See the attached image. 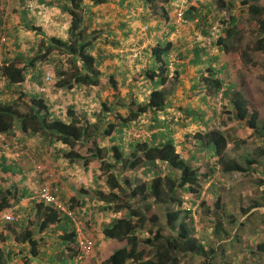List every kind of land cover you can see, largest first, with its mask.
Segmentation results:
<instances>
[{
    "label": "crops",
    "instance_id": "crops-1",
    "mask_svg": "<svg viewBox=\"0 0 264 264\" xmlns=\"http://www.w3.org/2000/svg\"><path fill=\"white\" fill-rule=\"evenodd\" d=\"M16 1L9 0L7 2L5 0V4L2 5L5 10L0 12V23L4 25L6 38L5 43L0 44V68L12 61L19 66H28V74L25 75L26 79L22 83L11 86L13 93L9 91L7 95L1 96L0 94V102L3 100L5 102L10 96L15 98L24 95V101L29 104L27 111H30L34 104L32 98L42 97L48 106L49 114L41 110L40 116L47 120L55 117L66 120V111L71 108L81 119L79 123L81 126L87 124L91 129L98 130L96 135L100 138L99 144L102 142L100 146L117 144L123 147L127 154L129 152L128 144L136 142L139 138L148 143H158L163 140L164 135H170L184 159L199 165L202 159L209 156L206 149L199 148V145L195 143L194 135L203 132L206 128L216 126L225 129L228 122L222 120L221 113L214 104L212 108L209 105L207 108L201 106L194 112V109L199 107L197 101L194 103L195 97L194 100L183 104L177 101L179 97L173 96V90L177 88L176 85L179 82L174 78L167 89L169 101L164 110L148 111L132 121H126V117L133 100L136 103L147 101L149 94L156 87L157 77H163L159 71L160 67L165 65L163 68L169 69L167 75V79H169V74L173 75L170 72L171 66L192 62V51L196 47L209 51V46H211V50L207 51L208 54L210 52L216 54L218 48L216 47L214 50L211 40L203 35V32H210L213 24L219 26L221 24L220 19L216 16L225 12H218L217 2L214 3L217 0H183L184 13L187 11L190 15L184 17L185 20L182 24H177L173 19L176 0L174 5L171 2L169 6L159 0L151 3L143 0H82L80 29L86 37L84 42L89 40L92 43L87 52L96 61L95 66L98 74L93 76L96 82L93 84L75 83L71 88L50 83L43 92L39 88L44 84L45 73L51 72L52 76L57 74L58 67L52 57L55 55V58L63 60L67 56L73 58V54H70L63 45L58 46L60 49L55 50L58 43L52 41V38L62 42L69 39L70 14L63 10L65 0H18L19 3ZM233 4L234 12H236V8L240 11V4L245 3L242 0H233ZM28 10L32 12H28ZM198 13L203 14V20L199 19ZM235 14L237 20L234 24L237 23L239 17L238 12ZM229 18L226 19L228 22ZM142 19L146 20L148 25H141L140 20ZM228 24L226 23L227 26ZM222 27L219 29L221 34L224 33ZM167 43L170 45L171 52L167 55V59L165 57L166 62L161 63L162 60L158 61L154 58L151 48ZM40 44L45 46L41 52L48 50V53H46L44 61L38 60L34 66L30 67L29 59L24 57L25 53H28V56L36 54L35 51L40 48ZM186 49L189 50L188 56L179 57L177 52ZM65 53L67 56H63ZM74 56L73 59L79 64L77 55ZM201 58L204 60L203 56ZM221 58L225 60L223 54ZM184 66L186 70L187 65ZM153 69L156 72L154 79L148 75ZM190 69L192 70L191 81L196 82L200 79L198 70L201 67L191 64ZM206 75L205 72L203 76L206 77ZM195 76H197V80L194 79ZM0 80L5 84L6 81L1 74ZM179 80L181 82L180 76ZM167 83H169L168 80L157 86L166 89ZM172 83L175 84L171 87ZM5 89L3 87L1 91L7 92ZM200 90L198 91L200 92ZM15 91L18 92L17 95ZM201 95H205L207 99L211 96L205 94L204 90ZM3 97L5 98L3 99ZM218 99L219 103L223 102L221 96ZM172 102L176 104L171 105ZM224 102L226 103V101ZM18 109L22 112L25 111L21 107ZM109 123L113 124V130L110 134L104 135V130L108 128ZM19 126L20 119L17 118L14 135L0 134V192L8 189L17 197L15 204L0 211V213L15 215L17 220L14 231L8 230L7 223H0V245L6 252H11V259L7 264H74V258L70 257L71 252L63 240L66 236L65 232L71 230L70 222L62 219L59 223L50 224L43 230L38 228L41 218L37 216L35 197L40 183L37 181L38 175L34 169L32 158L38 156L43 169L48 174L45 180L50 183L52 190L59 198L65 201H69L71 198L79 200V205L73 207L80 212L76 222L80 224L85 235H90L95 240L97 248H101L107 241L103 233L101 230L100 233L92 232L94 226L85 229L82 224L88 225L94 221V224L99 228L105 221L110 220H105L98 214L101 213L99 211L101 201L97 200L95 194L101 188H96L95 179L98 180L97 175L101 173L100 160L97 158L89 160L87 168L83 166L82 159L70 163L63 156L64 152H68L65 145L55 141L49 142L42 134L23 133ZM137 130H142V134H135ZM83 143L84 145L92 144L91 139L83 141ZM182 150H187L185 156ZM75 152L84 157L83 159H86L90 154V152L83 154L79 150ZM144 167V170L143 168L125 169L118 162L115 165V172L120 181L125 178H129V180L135 178V181L139 182L144 180V177L146 180L152 177L149 174L153 170H149L150 167L147 165ZM161 167L163 168L164 164H157L155 171L164 175L165 172ZM257 173L259 177L260 174H264V170L259 169ZM98 183L101 182L98 181ZM256 183L258 182L256 181ZM208 184L210 186L211 182ZM227 186V190L233 189L232 186ZM213 189V185L208 188V190ZM262 189L264 190V187ZM248 197L249 195L242 196L240 192H237L231 200H235L237 203H249ZM258 202L263 205L259 211H262L264 217V198ZM110 216L113 218L117 214L113 213ZM248 216L252 217L253 223H257L255 214H248L246 217ZM29 218L33 219L34 223H30ZM250 222L249 220L248 223ZM26 226L32 232L33 239L37 241L38 254L35 257L30 255L28 242L19 243L15 240L16 233H20ZM2 236L7 238L5 242H2ZM120 243L124 244V242ZM259 255L264 257V253H259ZM23 256L29 260L22 261ZM48 257L53 258L49 260ZM89 260H87V264L90 262Z\"/></svg>",
    "mask_w": 264,
    "mask_h": 264
},
{
    "label": "trees",
    "instance_id": "trees-1",
    "mask_svg": "<svg viewBox=\"0 0 264 264\" xmlns=\"http://www.w3.org/2000/svg\"><path fill=\"white\" fill-rule=\"evenodd\" d=\"M143 1L151 3L156 0ZM159 1L168 6L171 2H173L174 5L175 2V0ZM242 1L245 4H240V12H246L248 14V17L255 23L256 30L254 31L255 33L253 32V42L250 46H246V48L241 51L240 56L243 62L255 64L256 62L251 52L264 54V0ZM216 2L219 8L218 12H230L228 13L230 17V24L228 27L230 28L226 27L223 34L204 31L203 35L210 38L212 47L226 45L227 48H218L216 54H211V52L208 54V50L196 47L192 51V62L186 64H193L201 67V69L198 70L199 80H201V86L198 87V90L201 89L200 94H203V90L207 91V93L205 91V94L211 93L213 95L221 92V100H223V102L226 101L227 113L231 115L229 120H235L237 123L250 129L251 132L249 135L258 138L261 144L257 148H254L252 152L244 151L240 156L241 160L238 161L228 155L227 145L235 139L233 138L235 136L229 135L226 129L217 126L206 128L203 132L194 135L195 143L199 145V148L207 150V153H209L208 155L214 159V163L219 165L221 173L228 174L230 172H235L251 174L258 171L257 168L259 164L264 165V124L259 123L257 111H249L247 100L244 95L240 90L235 89L236 84L231 82L227 83L224 78L220 76L224 68L230 67L229 64H226V61L221 58L222 52L224 50V52H226L229 48L226 44V39L234 37L238 34V31L234 30V22L237 20V16L235 14L236 12H234L233 0H217ZM81 3L82 0H65L63 10L70 14V37L65 42L52 38V41L58 43L56 46L63 45L70 54H73V58H75L74 55H77V59L80 61V63L77 64L76 60L71 58V62L73 63L72 69L69 70V72H65L62 70L61 58H55V55L52 57L54 58V63L58 67V70L57 75H51V83L57 86L71 88L75 83L93 84L96 82L93 78V76L98 74V70H96L95 66L96 61L95 58L87 52L92 43L89 40L84 42L86 37L83 35L84 32L82 29H80ZM188 15L190 14L186 11L184 17ZM197 16L199 19L203 20V14L198 13ZM221 16H223V14L216 17L220 19L219 22L223 24L222 28H224V25L227 26L226 23L228 24L229 22L227 20L225 21ZM214 36L217 38L215 37L216 39H214ZM41 45L43 44H40V48L35 51L36 54L29 58L28 64L30 67L34 66V63L36 61L38 62V60L43 61L46 53H48V50L41 52L43 47H45ZM151 50L156 60H162L160 61L161 63H163V61L166 62L164 59L165 57L167 59V55L171 52L168 43L164 45L158 44L151 48ZM188 51L187 49L179 50L177 54L179 53V57H184L183 55L188 56ZM201 56L204 57L205 61L202 60ZM25 58L28 59V57ZM186 64H176L173 72L174 80H178L179 82V75L185 71L184 65ZM164 66L165 65L159 68L163 77H157L156 87L149 94L147 101L144 103L132 101L126 121L136 120L141 114L148 111H161L165 109L169 101V91L167 89L158 88L160 84L168 80L167 75L169 69L163 68ZM27 68L28 66H19L12 61L4 64L0 68V74L6 81V85L4 84L3 86L4 89L6 86L7 90H5L9 92L11 91V86L16 83H22L24 79H26L25 75L28 74ZM205 72L207 73L206 77L203 76ZM148 75L154 79L156 76L155 70H151V73H148ZM196 77L197 76H195L194 79H196ZM191 87L195 88L196 86L192 85ZM13 92L12 90L11 93ZM20 99L21 98L17 101L16 98L10 96L5 102L4 100L0 102V134L7 136L14 135L16 119L19 118V128L23 133H28L29 135L42 134L49 142L55 141L65 145L68 152H64L63 156L70 163L72 161L76 162L77 159H82L83 166L87 168L89 160L93 158L100 160L99 167L102 173L97 176H105V181L100 184L98 183L99 179H95L96 188H101L97 190L95 194L97 200L101 201L99 211L104 215L116 213L117 216L101 224L102 233L107 241L97 251L98 258L100 259L98 264H179L181 259L187 256L203 257L202 264H239V260L235 259L237 255H234V253L237 252L236 249H242V251L248 250L251 255L264 253L263 241L254 246H250L245 240H242L240 232L244 224L238 226L239 228L235 227L234 230L236 232L234 231L232 234H227L228 229L223 226L224 218L221 214L223 208L219 203L220 197L217 189L215 191L217 199L214 205L219 210V214L216 215L213 232L217 238L221 236V239H223L224 235H230L232 236V241L229 244H225L221 243L220 241L222 240H220L217 242L221 243L220 247L219 244L214 246L209 243V246H205L196 238L193 232L194 228L189 226L185 220L184 214H182L184 208L181 209L180 207L183 200L178 198L177 193H188L199 197L200 191L202 190V177L205 180L212 179L211 185H215L216 187L218 182L213 178L215 172L214 166H209L207 171L199 173L201 167L182 157L176 147L177 144L170 135H164L163 140L158 143H148L139 138L136 142L128 144L129 152L127 154L124 152L123 147L117 144H113L109 147L100 146L98 143L100 138L96 135L98 130L91 129L87 124L81 126L79 124L81 119L73 109H67L66 120L56 117L47 120L40 116L41 110L49 114L48 106L42 97L32 98L34 104L30 111H27L29 109V104L25 101L27 110L24 112L18 109L20 108L18 105ZM198 103L199 107L197 109H200L201 106L207 108L208 105L212 108L211 103L207 100L205 95H201ZM113 127V124L109 123L108 128L104 130V135L110 134ZM90 139L92 144L87 151L90 152L89 155L91 157L88 158L87 156L86 159H83L84 157L75 152L77 151V145L79 143L84 144L83 141H89ZM236 141H238V139H236ZM234 145L237 146L238 143ZM118 162L123 168L131 170H137V168H143L144 170V166L147 165L150 167V169L148 168L149 170H153L151 172L149 171V175L152 177L149 180L145 178L139 182L135 181V178H133V180L125 178L120 181L115 172V165ZM160 163L168 168V171L164 175L156 173L155 171V169H157V164ZM257 182V184L264 186V174L259 175ZM51 191L59 200L64 201L70 210L74 211L75 218L80 216V212L73 208L75 205H79V200L71 198L69 201H65L59 198L52 188ZM16 202L17 197L10 190L7 189L0 192V211H4V209L11 207ZM203 203L204 202H201V204ZM251 204L252 202H250V205ZM255 204L259 205L253 202L251 206H255ZM251 206L247 209L241 208L242 214H246L249 209L252 208ZM262 206L263 205H260L258 207L262 208ZM36 209L37 216L41 218L38 226L40 230L45 229L50 224L59 223L62 219L70 222L71 230L65 232L66 236L63 240L67 243L66 247L71 252L70 257L74 258L75 261L76 257L79 255V249L75 242L77 231L73 220L41 200L36 199ZM161 217L164 218V221L161 220ZM217 217H219V221H217ZM227 217L229 218L230 224L231 222L232 224L235 223L233 222L232 216ZM246 219L251 220L252 217L248 216ZM28 221L34 223V220L31 218H29ZM0 223H7L6 226L8 230L14 231L17 220L15 219L12 222L3 220ZM156 223H159V226H157ZM161 223H163L162 226L160 225ZM166 230L168 234L165 232ZM142 231H146L145 233L147 234L143 236ZM6 239L5 236H2V242H5ZM15 240L19 243L28 242L30 246V255L32 257L38 254V250H36L37 241L33 239L32 232L27 229V226L20 233H16ZM118 242H124V244L116 247ZM228 249H232V253H230ZM261 257L260 261L264 264V257ZM9 259H11V252H6L0 245V264H7ZM27 260H29V258H25V256L22 257V261ZM74 264H76V262H74ZM251 264L261 263L252 262Z\"/></svg>",
    "mask_w": 264,
    "mask_h": 264
},
{
    "label": "rangeland",
    "instance_id": "rangeland-1",
    "mask_svg": "<svg viewBox=\"0 0 264 264\" xmlns=\"http://www.w3.org/2000/svg\"><path fill=\"white\" fill-rule=\"evenodd\" d=\"M7 2L9 0H6ZM11 1V0H10ZM240 1V0H237ZM17 3H19V1H16ZM34 2V1H33ZM216 1H214L215 3ZM5 4V0H0V12H3L5 9L2 8V5ZM23 5V3H22ZM20 5L18 4V7ZM10 10H11V6H10ZM229 11V10H228ZM28 12H32L30 10H28ZM236 12H238V21L235 24V29L236 31H238V34L235 35L234 37H229L228 40L226 41L227 46L229 47L228 50L226 52H224L223 50V58H225L226 64H229L230 67L228 68H224V70L221 72L220 76L224 78V80L229 83H233L236 84L235 89H238L241 91V93L244 95L245 99L247 100V105L249 108V111H257L258 113V119H259V123L264 124V54L261 53H256V52H251L253 55V59L255 60V64H248L243 62L240 53L241 51L246 48V46H250V44L253 42L254 40V31L256 30L255 28V23L248 17V14L244 13V12H240L238 9H236ZM228 13L230 12H225L223 13V17L224 20L226 21L228 16ZM230 15V14H229ZM174 16V13H173ZM175 20V16L173 18ZM140 24L143 25H148V22L144 19L140 20ZM229 25V24H228ZM223 26V25H222ZM228 27L224 25V29ZM230 28V27H228ZM220 26L218 24H213V27L211 29L212 32H220L219 31ZM235 31V32H236ZM254 32V33H253ZM216 36H214V39ZM214 46V45H213ZM226 47V45H222L219 46L217 48H224ZM55 50L60 49V47L55 46ZM227 48V47H226ZM216 49V47H214V50ZM219 49V50H220ZM213 50V49H212ZM61 52V50H59ZM65 52V51H63ZM28 53H25V57H27ZM33 56L29 55L28 59L31 58ZM63 56H67L66 53L63 54ZM62 56V58H63ZM44 61V58H43ZM62 63L64 62V64L62 65V70H64L65 72H69V70L72 69L73 63L71 62V57H68L66 59H61ZM186 70L180 74V79L181 82L179 80V84L176 85L177 88H175L173 90V96H175L176 98L179 97V99L177 101L181 102V104L185 103V102H190V100H194L195 97V101L198 104V100H200L201 94L198 91V87L201 86V80H199L198 82H192L191 81V73H192V68L190 69V65L191 64H186ZM172 69V70H171ZM55 72V71H53ZM170 72H174V65L171 66L170 68ZM51 74V72H50ZM57 75V74H56ZM170 78L168 79L169 83H167L166 85V89H169L168 87L170 86L169 84L171 83V80L174 78V76L172 74H169ZM176 83V81H175ZM172 83L171 87L175 84ZM195 85V88H192L190 86ZM4 84L1 82L0 80V90L3 88ZM170 87V88H171ZM176 90V91H175ZM206 91V90H204ZM20 92V90H19ZM177 92V93H176ZM7 92H4L3 90L0 91L1 96L3 95H7ZM207 93V91H206ZM15 94L17 95L18 92L15 91ZM211 96H209V99H207L211 105H215L217 107V109L220 111L222 120H226L228 122V126L225 127L227 133L231 136H235L233 138H235L233 141L229 142L227 145V152L228 155L237 159L238 161L241 160L240 156L242 153H244V151L246 152H252L254 150V148H257L261 143L260 140L256 137H252L250 136V129L246 128L245 126H243L242 124L237 123L235 120H229V117L231 116L229 113H227V107H226V103L225 102H220L219 103V96H221V92H218V94L213 95L211 93H209ZM24 95H20L19 97H15L18 101L19 98H21L18 102L19 107H21L23 110H27V105H25V101H24ZM198 97V99H197ZM5 97H3L4 99ZM2 99V100H3ZM26 99V98H25ZM174 100V99H172ZM201 102V101H200ZM171 105H175V102L170 103ZM189 104V103H187ZM197 111V108L194 109V112ZM142 130H137V132H135V134H142ZM191 134V133H190ZM191 136H193L191 134ZM192 139V138H191ZM188 139V140H191ZM236 139H238V141H236ZM187 140V141H188ZM244 140V141H243ZM99 143V142H98ZM179 143V142H178ZM235 143H238V145H234ZM82 144V143H79ZM78 144V145H79ZM102 144V142L100 143ZM181 144V143H179ZM77 145V149L80 152H82L83 154H87L89 151H87V149H90L91 144L87 143V144H82L80 146ZM107 147H109L110 145L107 144ZM190 148V144L188 145ZM182 148V146H181ZM184 152V156L187 154V150H182ZM109 154V153H108ZM111 154V153H110ZM189 154V152H188ZM91 157L90 155H88V158ZM87 158V157H86ZM188 160V159H187ZM194 160V159H193ZM264 162V161H263ZM199 166L201 167L199 170V173H202L204 171H207L209 166H214V174H213V178H215V180L218 182V184L214 185V189L213 190H208V188L211 186H209V184L207 185V183L212 182V179L210 180H205L202 181V190L200 191V196L196 197L193 194H184V193H180L178 192V198L182 199L183 202L181 204V209L184 208V211L182 212V214H184L185 216V220L187 221V223L189 224V226L193 227V232L195 233V236L198 240H200L201 243H203L205 246H209V244L212 245H216L219 244V247L221 246V243H225V244H229L232 240V236L230 235H224L223 239H221L222 237L220 236L219 238H217L214 235L213 229H214V224L216 222V215L219 214V210L215 207L214 203L217 199V196L215 195V191L216 189L219 192V197H220V201L219 203L222 205L223 211H221V214L223 216V226H225V228L228 229V233L234 232V228L240 226L241 224H244L243 228L241 229L242 231L240 232V234L242 235L241 238L242 240H245V242H247L248 244H250V246H254L257 243L260 242H264V217L262 216V211H259L260 205H262L261 202H258L260 200L263 199V192L264 190L262 189L264 186H261L259 184L256 183V181L258 180V173H251V174H246V173H235V172H230L228 174H223L220 172L219 170V165L214 163V159L212 157H208V159H202V161L199 163ZM216 167V168H215ZM162 168V167H161ZM262 169L264 170V165L259 164L257 170ZM162 170L166 173L168 171V168L164 165V167L162 168ZM102 173V170H100ZM260 173V171H259ZM43 175L47 176L48 174H46L45 170L43 169L42 172ZM203 176V175H202ZM98 181L101 182L100 184H102V182L105 181V176L99 175L98 176ZM145 179V177H144ZM203 180V177H202ZM230 185L233 187V189L227 190L228 186ZM209 186V187H208ZM105 189V188H104ZM103 190V189H102ZM237 192H240L241 195L243 196H247L249 195L248 199H250V202L258 203L259 205L255 206H251L250 202H238L235 200H231L232 196L234 197L236 195ZM193 202V203H192ZM201 202H204L203 204H201ZM249 206H251L252 208L249 209V211L245 214H242V210L241 208L247 209ZM159 207V206H158ZM188 210V211H187ZM160 212V211H159ZM188 212V213H187ZM101 218H105V220H109L112 218V216H110V214L113 213H109L108 215H104L103 213H98ZM248 214H255V220L257 221V223H253L252 220H250L251 222H249L248 219H245L246 216ZM261 214V216H260ZM227 216H232L233 217V223L229 221V218ZM161 220L164 221V218L161 217ZM217 221H219V217H217ZM248 221V222H246ZM245 222V223H243ZM157 226H159V223H156ZM161 226L163 225V223L160 224ZM232 225V226H231ZM82 226H84L85 229H89L90 227H93V231L92 232H96V233H102V228L101 225L99 226V228H97L96 224H94V221L92 224L88 225L85 223L82 224ZM79 230L82 232V229L80 227V224H78ZM239 228V227H238ZM146 231H142V235H146L147 233H145ZM165 232L168 231L166 230ZM236 232V231H235ZM83 233V232H82ZM84 234V233H83ZM85 235V234H84ZM87 236V235H85ZM88 238H90L91 240H93V242H95V240L93 238H91L90 235L87 236ZM222 240V241H220ZM221 242V243H217V242ZM209 243V244H208ZM95 244V243H94ZM123 243L118 242L116 244V247L118 245H121ZM246 245V244H244ZM243 245V246H244ZM94 251L91 253L90 257H88L86 259L85 264H87V260L90 259L88 264H98L99 262V258H98V254L97 251L100 248H97V244H95ZM230 250L229 252L232 253V249H228ZM237 252L234 253V255H237V257L235 256V259L239 260V264H251L252 262H260L262 264V262L260 261V255L256 254V255H251L249 253L248 250H237ZM228 252V251H227ZM228 252V253H229ZM53 258V257H52ZM51 257H48L49 260H52ZM259 260V261H258ZM203 262V257L200 256H187L181 259V261L179 262V264H202Z\"/></svg>",
    "mask_w": 264,
    "mask_h": 264
},
{
    "label": "built area",
    "instance_id": "built-area-1",
    "mask_svg": "<svg viewBox=\"0 0 264 264\" xmlns=\"http://www.w3.org/2000/svg\"><path fill=\"white\" fill-rule=\"evenodd\" d=\"M184 12H185V8L182 4V0H176L175 5H174V16H175V22L177 24H182L183 21L185 20ZM221 25L222 24H220V27ZM5 40L6 38L4 34V25L3 23H0V44H4ZM210 42H207V43H210ZM51 81H52L51 74L45 73L44 84L41 85L39 90L42 92L45 91L47 86L51 83ZM32 161L34 162V169L36 170V174L38 175L37 181L40 183L38 186V190H37V194L35 198L37 200L43 201L45 204H49L53 206L58 211L67 215L73 220V222L76 225V231H77L75 242L79 249V255L76 257L75 262L76 264H85L86 259L90 257L91 253L94 251V248H96L93 240L85 236L79 230L78 224L76 222V218L74 216V211L70 210L65 204V202L59 200L58 197L55 194H53V192L51 191L50 183L47 180H45L46 176L42 175L43 167H42L41 161L38 159V156L36 155V157L32 158ZM42 179H44L45 181H41ZM15 219H16L15 215L11 213H0V222L3 220L12 222Z\"/></svg>",
    "mask_w": 264,
    "mask_h": 264
},
{
    "label": "clouds",
    "instance_id": "clouds-1",
    "mask_svg": "<svg viewBox=\"0 0 264 264\" xmlns=\"http://www.w3.org/2000/svg\"><path fill=\"white\" fill-rule=\"evenodd\" d=\"M220 33V32H219ZM211 50V46H209V51Z\"/></svg>",
    "mask_w": 264,
    "mask_h": 264
}]
</instances>
